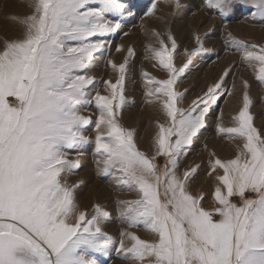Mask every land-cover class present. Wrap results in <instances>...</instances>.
<instances>
[{
  "label": "snow or ice",
  "instance_id": "snow-or-ice-1",
  "mask_svg": "<svg viewBox=\"0 0 264 264\" xmlns=\"http://www.w3.org/2000/svg\"><path fill=\"white\" fill-rule=\"evenodd\" d=\"M245 2L256 9L253 18L264 21V0ZM206 4L222 17L232 8L231 0ZM31 7L32 13L22 21L23 38L6 42L0 50V264H99L97 254L108 256L115 243L100 227L108 213L96 205V215L88 217L79 210L73 187L62 181L79 168L68 153L88 141L84 129L92 123L81 109L91 102L88 86L94 78L81 73L90 68L93 54L110 43L99 37L121 27L105 14L132 15L131 7L126 0H100L99 6L92 0H33ZM155 9L153 0L145 14ZM168 39L171 49L160 39V48L152 52L171 75L150 79L149 84L159 86L147 93L154 99L166 97L162 107L170 123L158 125L155 138L156 155L167 157L163 170L154 157L136 148L133 132L116 120L127 103L125 64H112L120 75L115 83L105 82L111 97H95L100 110L95 122L100 171L107 175L117 170L120 183L140 197L120 202L125 205L121 219L129 227L143 225L156 236L148 241L122 232L115 250L138 264H264V135L253 124L252 101L245 91L243 107L233 118L236 126H218L219 132L244 142L235 158L210 164L209 175L217 169L223 174L216 176V206L205 208L203 195H193L188 188L197 169L185 171L183 179L176 169L204 127L209 109L199 105L217 100L222 85L210 86L189 110L178 108L182 94L173 85L184 69L174 68L177 44L171 35ZM232 46L242 51L249 65L258 63L257 79L264 84V47L235 39ZM128 51L131 55L132 49ZM244 87L248 88L246 81Z\"/></svg>",
  "mask_w": 264,
  "mask_h": 264
},
{
  "label": "rangeland",
  "instance_id": "rangeland-1",
  "mask_svg": "<svg viewBox=\"0 0 264 264\" xmlns=\"http://www.w3.org/2000/svg\"><path fill=\"white\" fill-rule=\"evenodd\" d=\"M92 2L94 6H99L100 0H92ZM152 2L153 0H126V3L131 7L132 15L127 12L124 14L120 12L105 14L107 19L118 21L121 27L114 32L99 37L110 43H106L103 49L93 54L90 68L81 73L94 78V84L88 86L91 102L81 109V115L89 117L92 123L86 125L84 129V135L88 137V141L81 143L76 149L69 150L68 153L67 158L78 161L79 168L63 176L62 181L73 187L76 203L85 198L86 193L94 184L99 185L100 190H112L110 195L102 201L100 200L97 205L103 212L108 213L103 223L113 222V231H117L121 224L126 223L121 219V212L124 210L125 205L120 204L118 201L122 197H125L127 201H134L140 197L137 191L129 190L126 185L120 183L121 174L117 170H112L105 175L100 171L103 167L102 163L98 165L102 158L96 151L95 141L98 130L95 122L99 119L100 110L97 107L95 97L97 93L101 96L111 97L112 90L105 82L115 83L120 75L118 70L112 67V64L117 66L120 64L126 65L123 94L127 103L122 109L118 110L119 114L116 116V120L122 128L133 132L136 148L150 159L154 157V163H156L159 170H163L165 167L167 157L156 155L155 142L151 143L148 150L143 151L141 148L152 127L150 120L144 117L143 112L151 105H158L164 109L162 104L166 97L161 96L159 99H154L147 95L149 90L154 91L159 86L149 84V80H165L171 74L162 68L159 61L154 57L152 49L160 48V39L164 40L168 48L171 49L169 35L176 40L177 47L172 52L173 65L177 70L184 69L173 85V90L182 94L177 98L178 108L185 111L189 110L192 107V102L197 100L199 103L198 98L203 97L210 86L221 83L222 86L217 92V100L206 105H199L200 108L207 107L209 109L205 115L204 127L199 130L192 143L187 146L186 154L179 159L176 169V172L180 173L178 176L181 179H183L185 171L192 168L197 169L188 181V188L193 195H203L204 199L201 203L205 208L216 206L214 200V190L218 183L216 176L223 174L222 169H217L216 172L209 175L211 172L210 164L215 159L227 161L235 158L244 142L242 138L231 137L228 134L223 137L224 139L218 137L216 134L218 127L216 126L224 128L236 126L233 117L237 116L243 107L245 91H247L252 101L249 111L254 117L253 124L264 135V105L259 103L264 99V84L257 79L259 65L255 62L249 65L244 60L237 61L236 56L234 57L232 54L234 50L228 40V35L231 34L230 31L232 30L236 35L249 39L242 40L243 42L250 45L255 44L258 48L264 47V21H261L259 17L253 18L252 13L256 9L251 7L245 0H231L232 8H240L232 21L228 19L229 15L222 17L218 10L210 9L206 4V0H178V4H168L166 0H154L156 3L154 13L146 15L145 13ZM32 3L33 0H0V50H3L6 42L23 38L25 25L22 21L32 13ZM158 24H162V27H158ZM132 31L136 32L134 36L130 33ZM176 33L184 38H177ZM131 36L132 38H130ZM197 37H200L199 43ZM128 38L131 40H128L125 55L120 62H114L112 57L120 54L121 50L117 49L122 48L120 47L122 41ZM253 38L263 40V42L259 43ZM130 48L132 49L131 55L128 51ZM110 61L111 63H109ZM140 62H145L149 69H144ZM226 70H228V75L224 76ZM208 76L210 80L207 85L197 92L193 91L195 85L200 86ZM222 77H224L223 80H221ZM245 81L248 84L247 89L244 87ZM255 82L260 85L259 90L251 91L250 85ZM238 83L241 84V87L236 86ZM234 98L235 102L232 101ZM233 106L234 109L237 107L238 111L234 113L235 115L232 114L231 119L226 121L224 112L225 110L229 112ZM124 116L127 118L126 123L123 121ZM169 123L170 120L167 116L164 125L168 126ZM157 129L159 131V128ZM171 139L175 140V137ZM216 148L221 150L222 157L212 151ZM88 175L89 177H87ZM79 192L82 193L80 198L76 197L75 194ZM248 195L251 197L253 194ZM234 202L239 204V198H234ZM86 213L88 217L96 215V207L91 208ZM103 230L107 231L108 229ZM142 230L143 225H140L132 227L128 232L137 235L136 232ZM155 239L156 236L153 234L152 241ZM125 241L127 242L126 239ZM130 244L129 241L127 245L130 246ZM114 246V244L111 246V252L108 256L97 254L99 264H111L114 261H117L118 264H138L131 258H122V254L119 256L116 252L112 254Z\"/></svg>",
  "mask_w": 264,
  "mask_h": 264
},
{
  "label": "bare ground",
  "instance_id": "bare-ground-1",
  "mask_svg": "<svg viewBox=\"0 0 264 264\" xmlns=\"http://www.w3.org/2000/svg\"><path fill=\"white\" fill-rule=\"evenodd\" d=\"M168 4H170L169 2H168ZM164 7V6H163ZM162 27V24H158V27ZM160 30V29H159ZM178 30V29H177ZM133 32V31H132ZM130 32L131 34H132V36H134L135 34H136V32ZM179 32V31H178ZM182 34V33H181ZM251 35V34H250ZM254 35V34H253ZM127 36V35H126ZM132 36L130 37V38H132ZM176 36H177V38H180L181 36H180V34H178V33H176ZM183 37V36H182ZM181 37V38H182ZM253 37V36H252ZM184 38V37H183ZM128 40H131V39H124L123 41H122V46H120V47H122V48H120L119 49V51H120V54H116V55H114L112 58H113V61L114 62H120L121 61V59H122V57L125 55V53H126V51L127 50H125V49H127V46H128ZM151 42H152V40H150ZM132 42V41H131ZM130 44V43H129ZM118 45V44H117ZM148 45V44H147ZM153 45V44H152ZM130 46V45H129ZM149 46V45H148ZM145 49V48H144ZM143 61V60H142ZM141 63V65L143 66V68L144 69H149L146 65V63L145 62H140ZM143 69V70H144ZM244 77V76H243ZM210 80V78H209V76L208 77H206L205 78V82H203V83H201L200 84V86H197V85H195V88H194V90L193 91H195V92H197L200 88H203L204 86H206L207 85V83H208V81ZM238 82V81H237ZM236 82V83H237ZM251 84V83H250ZM237 87H241V84L240 83H238L237 85H236ZM259 87H260V85H257V83L255 82L254 84H251L250 85V90L251 91H258L259 90ZM235 97V96H234ZM232 101H234L235 102V98H234V100L232 99ZM152 107V108H151ZM151 107L150 108H147V109H145L144 110V112H143V114H144V117L146 118V119H149L150 120V122H151V128H150V130H149V132H148V134H147V137H146V139H145V141L143 142V144H142V150L143 151H145V150H148L149 149V147H150V145H151V143L154 141L155 142V138H156V136H157V133H158V125H160V124H164V122H165V120H166V118H167V114H166V112H165V110L164 109H162V108H160L158 105H151ZM236 111H238L237 110V107H236V109H234V106L230 109V111L228 112V111H226L225 110V114H224V118H226V121L227 120H229V119H231L232 118V114H234ZM259 111V110H258ZM261 112H263V111H261ZM237 113V112H236ZM259 114V113H258ZM235 115V114H234ZM236 116V115H235ZM234 118V117H233ZM126 116H124V118H123V121L126 123ZM264 120V119H263ZM259 124H261V123H259ZM263 126V125H262ZM216 127H218V126H216ZM258 128H259V126H258ZM216 134L218 135V137H220V138H223V137H225V135L227 136V134L226 133H221V132H217L216 131ZM215 138V137H214ZM224 139V138H223ZM236 148V147H235ZM205 150H209V149H207V148H204ZM212 151H214L215 153H218L220 156H221V150H219L218 148H216V149H212ZM222 157V156H221ZM188 162H190V161H188ZM184 164V163H183ZM179 169H180V166H179ZM177 173V172H176ZM180 173H177V176L179 175ZM87 177H89V175L87 176ZM207 189H209V188H207ZM111 191L112 190H105V189H99V185H97V184H94L91 188H90V190L86 193V196H85V198H82L81 199V201H79V202H77L76 204L78 205V207H79V210H81V211H88V210H90L91 208H93V207H95L98 203H99V201L101 200H103L106 196H108V195H110V193H111ZM76 194V197H78V198H80L81 197V195H82V193H75ZM131 197V196H130ZM129 197V198H130ZM127 199V198H126ZM121 200L122 201H127V200H125V197H122L118 202L120 203L121 202ZM105 201V200H104ZM121 204V203H120ZM114 223L113 222H108V223H103V224H101V229H102V231L103 232H105V233H107L110 237H112L113 238V240L115 241V243H114V247H113V251H112V254H114L115 252H116V247L118 246V244H119V241L121 240V233L122 232H128V231H130V229L132 228V227H129V225H128V223L126 222V223H124V224H121L120 225V227H119V229H117V231L115 230V231H113V229H114V225H113ZM116 224V223H115ZM116 226V225H115ZM103 229H108L107 231L106 230H103ZM137 233V236H139L141 239H144V240H148V241H152V236H153V233H151L146 227H144L143 226V230L142 231H138V232H136ZM150 235H151V237H150ZM148 236H149V238H148ZM127 240V239H126ZM127 243L129 244V240H127V242L125 241V244L127 245ZM128 246V245H127ZM111 252V251H110ZM117 253V252H116ZM120 255V253H117V256H119ZM114 257V256H113ZM111 264H118V262L117 261H114V262H112Z\"/></svg>",
  "mask_w": 264,
  "mask_h": 264
},
{
  "label": "crops",
  "instance_id": "crops-1",
  "mask_svg": "<svg viewBox=\"0 0 264 264\" xmlns=\"http://www.w3.org/2000/svg\"><path fill=\"white\" fill-rule=\"evenodd\" d=\"M239 9L240 8H238V7H235V8H231V12H229L228 13V15L230 16L228 19L229 20H234L235 18V15H236V13H238V11H239ZM249 26V25H248ZM250 27V26H249ZM230 35H228V40L230 41L229 42V44L231 45V48L234 50V52L232 53L233 55H234V57L236 56V60L237 61H240V60H244L243 59V53H242V51H237L236 49H235V47H233L232 46V39H235V40H239V41H242V40H249L247 37H242V36H239V35H236L232 30L230 31ZM249 37V36H248ZM253 39H255V40H257L259 43H262L263 42V40H258V39H256V38H253ZM250 40H252V39H250ZM259 103H261V104H263L264 105V99H263V101H261V102H259Z\"/></svg>",
  "mask_w": 264,
  "mask_h": 264
}]
</instances>
